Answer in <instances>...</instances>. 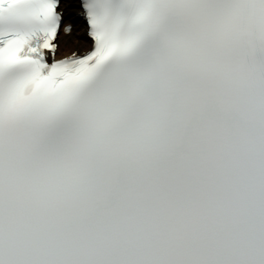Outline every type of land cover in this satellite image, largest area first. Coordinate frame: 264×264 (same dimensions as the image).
Returning a JSON list of instances; mask_svg holds the SVG:
<instances>
[{
  "label": "snow or ice",
  "instance_id": "obj_1",
  "mask_svg": "<svg viewBox=\"0 0 264 264\" xmlns=\"http://www.w3.org/2000/svg\"><path fill=\"white\" fill-rule=\"evenodd\" d=\"M0 264H264V0H0Z\"/></svg>",
  "mask_w": 264,
  "mask_h": 264
},
{
  "label": "bare ground",
  "instance_id": "obj_2",
  "mask_svg": "<svg viewBox=\"0 0 264 264\" xmlns=\"http://www.w3.org/2000/svg\"><path fill=\"white\" fill-rule=\"evenodd\" d=\"M71 23V21H69ZM83 34L82 33H77L74 34L71 38L67 37L66 35H63L61 40H62V47H61V52L63 53H68L70 54L71 52H69L71 44L75 43V41L80 42V46L81 47H87V41L86 39H83Z\"/></svg>",
  "mask_w": 264,
  "mask_h": 264
},
{
  "label": "rangeland",
  "instance_id": "obj_3",
  "mask_svg": "<svg viewBox=\"0 0 264 264\" xmlns=\"http://www.w3.org/2000/svg\"><path fill=\"white\" fill-rule=\"evenodd\" d=\"M75 43H76V44H80V42H77V41H75ZM69 52H71V50H69Z\"/></svg>",
  "mask_w": 264,
  "mask_h": 264
}]
</instances>
